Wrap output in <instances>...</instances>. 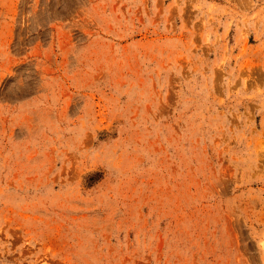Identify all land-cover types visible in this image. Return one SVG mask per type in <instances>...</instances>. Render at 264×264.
<instances>
[{
    "label": "rangeland",
    "instance_id": "obj_1",
    "mask_svg": "<svg viewBox=\"0 0 264 264\" xmlns=\"http://www.w3.org/2000/svg\"><path fill=\"white\" fill-rule=\"evenodd\" d=\"M0 264H264V0H0Z\"/></svg>",
    "mask_w": 264,
    "mask_h": 264
}]
</instances>
